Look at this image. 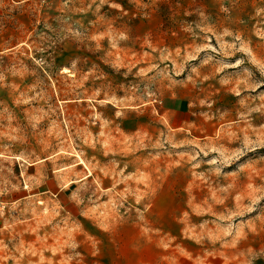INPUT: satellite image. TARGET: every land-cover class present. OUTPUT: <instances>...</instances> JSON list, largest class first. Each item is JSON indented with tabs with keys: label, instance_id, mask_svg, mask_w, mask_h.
I'll list each match as a JSON object with an SVG mask.
<instances>
[{
	"label": "rangeland",
	"instance_id": "rangeland-1",
	"mask_svg": "<svg viewBox=\"0 0 264 264\" xmlns=\"http://www.w3.org/2000/svg\"><path fill=\"white\" fill-rule=\"evenodd\" d=\"M0 264H264V0H0Z\"/></svg>",
	"mask_w": 264,
	"mask_h": 264
}]
</instances>
